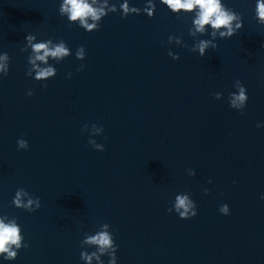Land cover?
I'll list each match as a JSON object with an SVG mask.
<instances>
[{
	"label": "water",
	"instance_id": "1",
	"mask_svg": "<svg viewBox=\"0 0 264 264\" xmlns=\"http://www.w3.org/2000/svg\"><path fill=\"white\" fill-rule=\"evenodd\" d=\"M123 2L108 0L117 12L88 32L60 15L62 0H0V54L10 57L8 75L0 73V218H16L28 245L0 264H88L81 252L98 246L82 248L81 241L105 223L117 264H264V25L257 0H221L243 20L228 39L213 38L210 26L189 35L195 10L178 16L154 0L153 17H123ZM129 3L143 9L147 0ZM29 34L33 43L64 40L71 49L59 63L37 61L55 67L54 78L26 74L31 49H21ZM173 35L179 43L168 42ZM204 39L219 47L202 57L190 49ZM81 46L84 60L75 55ZM236 80L249 97L243 114L229 104ZM92 124L103 133L92 136ZM20 188L40 198L38 210L13 204ZM179 194H190L195 217L169 213ZM224 204L229 215L219 210ZM109 260L100 254L91 264Z\"/></svg>",
	"mask_w": 264,
	"mask_h": 264
},
{
	"label": "clouds",
	"instance_id": "2",
	"mask_svg": "<svg viewBox=\"0 0 264 264\" xmlns=\"http://www.w3.org/2000/svg\"><path fill=\"white\" fill-rule=\"evenodd\" d=\"M161 2L178 16L181 14L182 10L186 13H191L195 10L193 27L189 29V35L192 36L196 35V33H206L208 31V26H210L213 38L219 36L220 39H228L243 27L241 14L228 8L224 3L222 4L221 0H161ZM120 9H122L123 17H127L129 14H140L141 12L146 13L149 17H153L156 11V4L154 0H147L146 6L140 9L130 6L129 0H124V2L120 4ZM255 11L258 23L264 25V0H257ZM110 12H117V7L115 4L109 6L108 0H103L102 4L99 3V0H91V3L89 0H62L59 7L61 16L67 17L70 23L78 24L88 32L99 30L102 18L107 16ZM35 39L36 37L33 34L27 35V44L21 49V51L24 52H27L29 48L31 49V53L28 57V63L31 67L26 74L28 76H33L34 72L36 81H47L57 75V69L53 66L42 67L37 61L42 62L44 65H48V59L51 57L59 63L72 54L71 49L64 40L54 43L53 39H48L46 41L33 43ZM173 39H177V43H179V39L174 35L169 36L168 42L170 43ZM218 47L219 45L214 43L213 40L204 39L200 40L190 50L192 52L198 51L200 56L203 57L206 55L209 48L216 49ZM168 54L172 56L173 59H180V56L177 54L173 56L172 51H169ZM75 55L77 59L84 60L86 57L85 48L83 46L79 47ZM0 61H3L0 63V73L7 76L9 73V55L7 53L0 54ZM84 67V65H81L77 71H83ZM71 76L72 73L69 72L68 77L71 78ZM43 86L45 88L48 87L47 84ZM234 87L238 91L229 95V104L230 107L240 110L241 114H243V109H245L249 99L247 88L240 80L235 81ZM34 94L33 90H29L27 93L28 96ZM222 95L223 94L219 92L214 93L216 99H220ZM260 126L261 125H257V127ZM88 130L89 127L85 125L83 131L87 132ZM90 130L92 136L100 135L104 131L102 127H98L96 124H92ZM17 144L19 149L27 150L29 148V143L26 139H19ZM89 144L98 151H105V146L97 143L95 139H90ZM188 174L190 176L196 175L193 169H189ZM204 191L206 194L208 193V189H204ZM13 204L17 208H22L28 212H35L41 207V200L39 197H34L24 188H20L16 191ZM219 210L224 215L230 214V208L227 204L222 205ZM168 211L169 213L175 211L181 219H190L198 214L197 205L190 198V194L177 195L173 206L169 208ZM6 219V216L0 218V257H3L5 260H15L18 256V251L21 248L28 247V245L24 243L22 228L17 223V219L14 218L8 223H5ZM101 227L103 230L98 231L95 235L84 234L81 247L83 248L84 245H96L98 246V252L94 251L89 254L87 251H82L81 259L91 264L93 258L99 261L100 254L107 253L110 257L109 264H117L116 252L118 246L112 231L109 232L107 230L111 226L105 223ZM13 246L16 250H13ZM101 264H103V262H101Z\"/></svg>",
	"mask_w": 264,
	"mask_h": 264
}]
</instances>
